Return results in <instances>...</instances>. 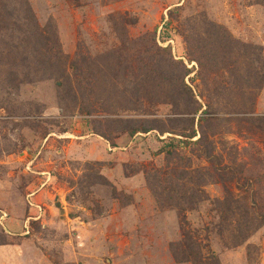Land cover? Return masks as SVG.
Masks as SVG:
<instances>
[{
	"label": "rangeland",
	"instance_id": "374dc122",
	"mask_svg": "<svg viewBox=\"0 0 264 264\" xmlns=\"http://www.w3.org/2000/svg\"><path fill=\"white\" fill-rule=\"evenodd\" d=\"M0 15V264H193L174 255L182 227L205 264H264V226L234 246L216 209L227 196L253 206L257 178L264 196V123L247 120L264 118V87L242 114L225 90L235 80L210 79L190 55L212 25L264 48V0H0ZM189 117L216 119L220 163L175 135L128 131L171 119L185 129ZM181 166L203 179L194 210L149 186Z\"/></svg>",
	"mask_w": 264,
	"mask_h": 264
},
{
	"label": "trees",
	"instance_id": "16d2710c",
	"mask_svg": "<svg viewBox=\"0 0 264 264\" xmlns=\"http://www.w3.org/2000/svg\"><path fill=\"white\" fill-rule=\"evenodd\" d=\"M4 19L0 15V20ZM211 36H200L195 42V50L190 52L192 61H197L201 67V72L203 74L220 78V81L230 79L235 80L234 85H229L225 90H231L234 92V96L240 99L239 103H242L244 113L242 114H254L255 112V101L259 95L260 89L264 87V48L248 45L235 40L232 35L224 27L217 25L209 26L208 33ZM123 51V50H121ZM151 68V67H150ZM131 69V68H130ZM129 69V70H130ZM153 76H157L158 71L152 67ZM189 71H187L188 73ZM136 74V73H135ZM227 74V76H226ZM137 76L144 77L146 73L137 72ZM148 81H144L142 89L146 90L150 84ZM210 82V80H209ZM209 82L205 83L207 88H209ZM157 87V85H154ZM183 86L188 87L186 84ZM94 86H91L93 90ZM161 90H165L166 94L170 96L172 89H175L173 86L168 87H157ZM168 89L169 92H168ZM192 95V94H191ZM182 98L177 100L181 102ZM238 103V104H239ZM175 104V103H173ZM237 110L238 108L234 105ZM242 107L240 109L242 110ZM202 104H198L195 99L191 100V104L188 105L189 114H196L202 110ZM212 106L207 105L204 110L205 114L212 113ZM175 124L169 128L165 125V122L158 121L161 124L157 125L156 121H152V124L149 122H134L135 124H140L141 126L135 127L130 131L131 136H136L138 134H148L151 131H157L160 136L165 134L175 135L182 141L185 140V145H193L196 147L204 146L202 156L211 163H220L221 157L215 156L212 152L213 142L209 141V131L208 124L212 123L216 119L214 118H202L199 119L198 123L195 117H189L185 121L188 122V126L185 129H182L179 124L176 125V121L180 119H171ZM250 121H261L264 123V118L249 116L247 119ZM119 123H125L124 120H119ZM229 121V120H228ZM182 122V121H180ZM198 124V125H197ZM162 125V126H161ZM199 126V127H198ZM100 130L96 129V132ZM101 137L106 138L105 135L99 134ZM197 136H200L196 141H194ZM107 139V138H106ZM109 140V139H107ZM111 140V139H110ZM109 140V141H110ZM172 146V145H171ZM169 147V146H167ZM160 150V153H166L168 157L175 161L174 147H170L169 150ZM182 159H179L181 161ZM178 165V164H176ZM180 165V164H179ZM182 167V166H181ZM200 169L195 171L196 178H199V181L195 183L194 175L185 168H175V178L166 177L161 178V174L156 172L153 176V187L149 186L153 194H157L156 198L158 200L172 199L171 205H176L177 208L182 211L186 209L194 210L198 208L201 202L207 198V195L200 190L199 183L203 180L200 174ZM182 182V183H181ZM262 180L256 179V182L253 186H257L256 197L251 202L250 205L247 200L244 198L233 199L229 196L223 201L216 200V209L219 210L221 214V222H219V228L221 229L222 234H232L236 240L234 246L245 244L246 241L257 231H259L264 226V212L257 215L256 211L264 209V196L260 195L262 193ZM196 187V190L194 187ZM181 194V195H180ZM163 196V197H162ZM160 203V202H159ZM185 218V216H183ZM185 220V219H183ZM183 230V239L179 242L178 245H184L180 253L179 250L174 252L175 258L179 262L183 261H192L193 264H205L201 259V253L199 252V247L197 243L193 241V238L188 232H186L185 227H182ZM175 249H178L176 247ZM255 250L253 245H247V256L248 260L253 259L252 251ZM197 251L199 253H197ZM201 260V261H199Z\"/></svg>",
	"mask_w": 264,
	"mask_h": 264
}]
</instances>
